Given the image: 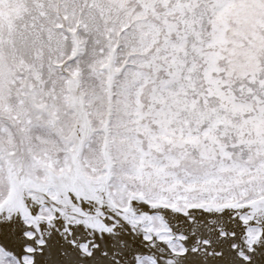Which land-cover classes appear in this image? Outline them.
Instances as JSON below:
<instances>
[{
  "label": "snow or ice",
  "instance_id": "snow-or-ice-1",
  "mask_svg": "<svg viewBox=\"0 0 264 264\" xmlns=\"http://www.w3.org/2000/svg\"><path fill=\"white\" fill-rule=\"evenodd\" d=\"M0 264H264V0H0Z\"/></svg>",
  "mask_w": 264,
  "mask_h": 264
}]
</instances>
